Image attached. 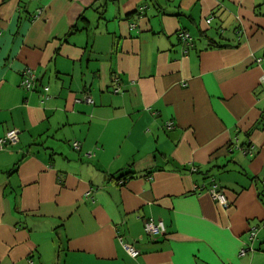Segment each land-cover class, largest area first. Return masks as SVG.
<instances>
[{"label":"crops","instance_id":"1","mask_svg":"<svg viewBox=\"0 0 264 264\" xmlns=\"http://www.w3.org/2000/svg\"><path fill=\"white\" fill-rule=\"evenodd\" d=\"M263 76L264 0H0V264H264Z\"/></svg>","mask_w":264,"mask_h":264},{"label":"built area","instance_id":"2","mask_svg":"<svg viewBox=\"0 0 264 264\" xmlns=\"http://www.w3.org/2000/svg\"><path fill=\"white\" fill-rule=\"evenodd\" d=\"M206 21H207V23H210L212 21V19L209 18ZM179 36H180V39L183 40V42H185L187 44L190 43L192 40L191 34L186 30H182L179 33ZM262 80L264 81V76H263ZM35 82H36V75H35L34 71L31 68L26 69L23 72L22 85L26 89L31 90L34 87ZM119 90H120V88L117 87L114 91L118 92ZM77 101H85L87 103H92L93 99L89 95H84L82 98H77ZM173 124H174L173 121H167L166 122V125L168 127H172ZM18 141H19V130L16 128L10 129L6 132L5 136L0 138V149H3L6 145L16 144ZM73 146L75 149H80V147H81L79 141H75L73 143ZM249 151L251 154L253 153V150L251 148ZM119 183L122 184V183H124V181L121 180V181H119ZM209 191H210L212 198L219 205H221L222 207H228L230 205V201L226 195L224 188H222L218 182H215ZM144 230L147 233V235H149L150 237H157V236L163 235L165 233L166 227H165V224L162 220L156 221L153 218H148V219L144 220ZM263 230H264V227H263ZM257 233H258V228L251 229L250 237L255 238L257 236ZM124 247L128 251V253L133 257H136L140 254L139 249H137L132 244L124 243ZM247 250H248L247 248H242L240 250V253L243 254Z\"/></svg>","mask_w":264,"mask_h":264},{"label":"trees","instance_id":"3","mask_svg":"<svg viewBox=\"0 0 264 264\" xmlns=\"http://www.w3.org/2000/svg\"><path fill=\"white\" fill-rule=\"evenodd\" d=\"M181 31H182V30H181ZM181 31H180V32H181ZM180 32H179V33H180ZM179 33H178V34H179ZM182 41H183V40H182ZM214 45H215V44H214ZM86 95H88V94H86ZM165 126L168 127V126L166 125V123H165ZM168 128H170V127H168ZM130 175H131V173H128L127 175H126V174H122V175L118 178V182L121 181V180H123V178H125L126 176H130ZM124 181H125V180H124Z\"/></svg>","mask_w":264,"mask_h":264}]
</instances>
